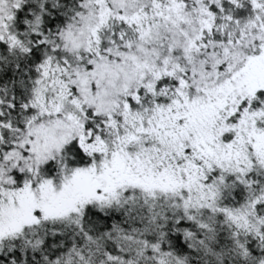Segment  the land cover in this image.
<instances>
[{
    "label": "snow or ice",
    "instance_id": "1",
    "mask_svg": "<svg viewBox=\"0 0 264 264\" xmlns=\"http://www.w3.org/2000/svg\"><path fill=\"white\" fill-rule=\"evenodd\" d=\"M0 264H264V0H0Z\"/></svg>",
    "mask_w": 264,
    "mask_h": 264
}]
</instances>
